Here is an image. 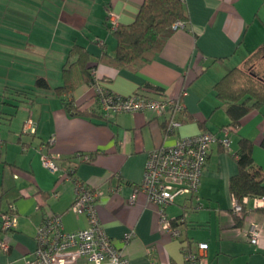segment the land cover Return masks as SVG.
I'll list each match as a JSON object with an SVG mask.
<instances>
[{"label": "crops", "instance_id": "1", "mask_svg": "<svg viewBox=\"0 0 264 264\" xmlns=\"http://www.w3.org/2000/svg\"><path fill=\"white\" fill-rule=\"evenodd\" d=\"M143 2L0 0V240L9 243V250L0 246V264L35 262L36 234L45 217L61 214L67 231L88 226L87 216L72 209L74 182L46 168L42 154L51 155L63 170L73 167L79 180L101 192L97 208L102 226L118 247L125 246L129 264H186L185 240L192 249L207 242L209 264H264V213L259 210L264 199L247 200L244 226L236 228L229 188L238 172L235 154L241 137L253 141L255 163L264 170V104L241 118L230 134L229 151L219 140L211 145L193 198L180 195L167 208L171 218L200 201L209 208L185 215L182 239L161 232L157 206L144 192L138 190L130 202L143 180L149 151L203 130L222 136L221 128L231 118L214 87L264 45V0H185L188 27L175 30L151 62L133 70L102 60L104 52L113 55L117 47L110 16L115 14L120 25L131 24ZM75 45L86 48L97 77L112 92L181 98L186 109L176 113L180 127L168 133L167 114L153 110L100 107L91 84L84 83L77 66H70L77 60L69 55ZM69 66L74 86L64 96L87 114L70 115L57 94ZM38 77L50 87H38ZM30 117L34 134L23 132ZM10 208L17 226L3 230L1 214ZM253 223L263 229L258 244H251L245 233ZM127 232L134 234L128 244ZM76 264L89 262L83 257Z\"/></svg>", "mask_w": 264, "mask_h": 264}, {"label": "built area", "instance_id": "2", "mask_svg": "<svg viewBox=\"0 0 264 264\" xmlns=\"http://www.w3.org/2000/svg\"><path fill=\"white\" fill-rule=\"evenodd\" d=\"M110 18L109 28L114 31L119 21L115 14H112ZM187 27V20H177L173 24L175 30ZM100 44L102 45L103 41ZM91 74L96 99L105 110L110 112L153 110L158 115L167 114L165 129L168 133L172 134L180 127L181 122L175 116L176 113L186 109L181 98L167 96L157 98L138 93L127 97L121 96L102 85L94 68L91 69ZM185 94L186 91L183 90L182 95ZM236 129L233 126H226L222 129V136L209 130L201 131L196 135L180 137L173 145L160 146L149 151L143 180L130 198V202L135 201L138 190L144 192L149 201L157 206L161 232H167L175 239H182L180 225L185 221V216L171 218L168 216L167 208L174 204L180 195L193 198L199 190L211 145L219 140L229 151L230 134ZM23 132L27 134L36 132V124L31 117L26 121ZM85 159L90 158L85 156ZM41 160L42 164L52 172H61V180L74 182L75 195L72 209L78 214L87 216L88 226L67 231L61 214L55 213L48 216L37 230L36 260L29 264H76L83 257L89 264H129V259L125 255V246L118 247L102 226L97 208V200L101 192L79 180L74 170H63L51 155L42 154ZM54 195L56 196L57 193L54 192ZM235 211L241 212L239 204H235ZM173 219H176V226L173 224ZM16 226L17 215L11 208L1 214V229L11 230ZM245 233L251 244H258L263 229L253 223ZM133 235V232L125 234L126 244ZM190 244V241L185 240L181 247L186 264H209L206 254L208 243L198 242L196 249H192ZM0 246L9 250V243L5 239L0 240Z\"/></svg>", "mask_w": 264, "mask_h": 264}, {"label": "trees", "instance_id": "3", "mask_svg": "<svg viewBox=\"0 0 264 264\" xmlns=\"http://www.w3.org/2000/svg\"><path fill=\"white\" fill-rule=\"evenodd\" d=\"M188 18L184 0H144L135 20L128 25H120L119 23L117 29L113 31L117 40L115 53L110 55L104 52L101 59L119 68L125 67L137 70L151 62L158 55L166 41L175 31L173 24L177 20H188ZM69 55L77 56V60L71 62L70 66H77L84 83L92 86L93 76L91 69L93 66L89 63L90 54L86 48L81 45H75ZM259 56L264 59V45L246 61L243 67L230 69L215 84L216 95L219 100L227 105L226 112L231 118V121L223 126L221 130L226 126L238 128L244 115L264 104V77H258L255 73L247 71L250 68L248 64L252 59ZM69 57L67 61H69ZM70 66L68 68L65 67L63 70L64 83L56 88L57 94L62 98L70 115L87 114V111L82 112L76 104L70 100L68 101L64 96L74 86L70 74ZM247 66L248 68L246 69ZM36 85L44 89L50 87L44 77H38ZM94 98H96L95 93ZM97 102L102 107L98 100ZM93 112L95 111L93 110ZM253 150L254 143L251 139L247 137L239 139L238 149L235 154L238 172L230 178L229 185L234 200L231 211L234 219L233 225L236 228L244 226L247 215V200L250 198L264 199V170L255 163ZM64 170L71 171L74 168L70 167ZM235 204L241 206L240 213L235 211ZM259 210L264 213V206L259 208ZM181 216H185V214L183 213L175 218L177 219ZM46 219L47 217H45L44 221ZM176 219L172 220L174 226L177 225ZM186 222L185 220L182 224Z\"/></svg>", "mask_w": 264, "mask_h": 264}, {"label": "rangeland", "instance_id": "4", "mask_svg": "<svg viewBox=\"0 0 264 264\" xmlns=\"http://www.w3.org/2000/svg\"><path fill=\"white\" fill-rule=\"evenodd\" d=\"M248 66L250 68H248ZM248 66L246 67V69L248 68L247 71H250L251 73L252 72L255 73L258 77L260 76L264 77V59H262V57L259 56V57L252 59V61L248 64ZM102 85L106 86L104 83H102ZM91 88L94 94L95 90L93 87ZM193 206L185 209L184 213L187 218L190 216H194L193 215L194 213L198 214V212H202L203 210H209L208 206H206V204L201 201L198 204L195 203Z\"/></svg>", "mask_w": 264, "mask_h": 264}]
</instances>
